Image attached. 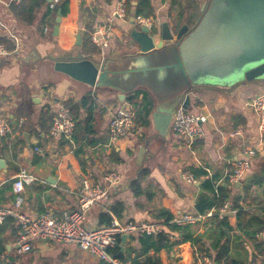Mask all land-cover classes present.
Here are the masks:
<instances>
[{
    "label": "crops",
    "instance_id": "0c3cea01",
    "mask_svg": "<svg viewBox=\"0 0 264 264\" xmlns=\"http://www.w3.org/2000/svg\"><path fill=\"white\" fill-rule=\"evenodd\" d=\"M19 1L0 0V38L13 43L15 51L26 54L35 48L44 55L57 49L54 41L61 49L70 50L78 33L82 42V36L89 27L93 35L97 25L111 23L113 39L110 47L103 52L104 57L108 55L105 58L118 56L121 46L128 42V32L132 30L129 22L134 9L132 4L138 3L137 0H130L131 9L127 18L110 22L114 0H69L68 12L61 16L59 36L54 39L52 28L57 12L50 14L49 21L43 18L46 5L35 12L31 22H27L17 18L11 9V5ZM181 1H185L184 4ZM192 1L195 2L193 16L179 19V3L186 9ZM203 1L151 0L153 15L150 18L154 20V33L160 32L163 22L168 23L174 35L181 26L192 28L200 17ZM10 34L18 40L17 45L9 38ZM14 52L0 57V116L11 127V133L6 138L0 137V160L6 165V170H0V209L12 207L15 198L13 182L21 168H25L33 177L31 182L24 183L22 194V209L31 216L47 210L57 215L75 210L77 196L85 184L103 187L107 173L117 172L121 176V183L110 187L107 198L87 211L84 223L87 229L104 226L101 215H112V208L120 203L123 206V221L149 222L164 231L159 217L165 211L172 216V223L176 225L177 220L191 216L195 222L181 226L190 225L193 236H203L215 223L209 221L213 213L196 215L195 204L202 193L201 183L216 175L217 182L225 186L223 180L231 173L233 162L243 158L246 150L255 152L250 170L238 182L229 183L227 190L230 201L225 202L230 207L231 200L242 198L243 190L252 187L250 196L259 194L262 203L250 207V213L264 208V134L257 131L256 117L248 107L254 97L264 93V79L240 78L219 87L201 86L186 92L181 75L171 70L165 75L153 73L151 84L143 83L148 78L139 82L131 93H125L124 89L118 92L102 86L91 88L55 72L49 60L29 63ZM119 94L125 96L123 103L129 102L134 107V128L125 138L112 141L109 122L123 104ZM131 96L135 97L134 102L129 101ZM185 96L189 97L187 112L206 116L204 136L200 140L187 144L171 131V122L165 136L159 135L148 118L147 125L140 124L139 109L146 99L152 108L156 105L162 108L174 105L175 111L182 106ZM61 104L72 108L80 122L69 141L62 136L52 138L49 135L51 110L56 111ZM168 112L173 114L172 111ZM84 123L91 133H83ZM238 131L239 134L235 135ZM145 143L144 154L138 161V150ZM79 147H84L83 161L75 156ZM36 148L43 153H36ZM143 169L148 171V176L140 181L141 194L135 195L130 186ZM185 176L193 178L196 183H190ZM49 178L55 179L56 183H47ZM257 180H262L258 186ZM250 201L251 198H248L247 202ZM236 214V211L229 209L224 215L234 229L228 242L229 255L235 260L264 264L262 256L255 251L254 241L236 230ZM13 229L14 225H7L3 233L5 253L0 259L8 264H11V258L17 259L19 255L30 256L33 264H101L93 255L79 250L75 245L52 241H30L31 251L17 254L18 235L12 232ZM138 237H128L124 251L127 247L139 250ZM169 239L170 242L178 240V234H171ZM257 239L264 241V229L257 234ZM209 246L210 242L204 239L194 248L190 242H186L169 252L161 250L156 256L161 264H198L199 252L195 256L194 252L200 248L209 251ZM154 254L153 250L149 251L150 256Z\"/></svg>",
    "mask_w": 264,
    "mask_h": 264
},
{
    "label": "water",
    "instance_id": "95a60500",
    "mask_svg": "<svg viewBox=\"0 0 264 264\" xmlns=\"http://www.w3.org/2000/svg\"><path fill=\"white\" fill-rule=\"evenodd\" d=\"M136 5V2L132 4L134 7ZM131 12L129 40L121 46V52L116 57L105 58L102 53H84L80 33L76 35L70 50L61 49L54 41L53 45L57 49L44 55L35 48L26 54L21 51L14 53L29 63L49 60L55 72L91 88L102 86L118 92L124 89L125 93L133 91L135 83L150 79L153 73L171 70L181 75L187 84L183 89L186 92L201 86L219 87L245 78L244 75L264 79V0H204L196 24L192 28L181 26L175 35L167 22L162 23L158 34L145 26H137L135 10ZM211 20L217 21V24H212ZM60 23L59 9L52 28L54 39L59 36ZM202 28L205 31L200 34ZM106 60L110 67H107ZM250 66V71L246 73L245 68ZM119 99L123 103L124 94H119ZM159 107L153 106L148 121L159 135L165 136L172 115L168 107L163 108L166 110H159ZM181 107L188 110V96H185ZM143 146L138 150V161L147 143ZM1 169L6 170L3 160H0ZM46 182L56 183L52 178ZM127 239L125 235L120 237L121 251H124Z\"/></svg>",
    "mask_w": 264,
    "mask_h": 264
},
{
    "label": "built area",
    "instance_id": "2783aa9c",
    "mask_svg": "<svg viewBox=\"0 0 264 264\" xmlns=\"http://www.w3.org/2000/svg\"><path fill=\"white\" fill-rule=\"evenodd\" d=\"M66 0H51L47 3L49 10H54L58 4ZM127 0H114L113 10L110 14V22L123 21L127 18ZM139 26H145L150 31L155 29L153 18L136 17ZM16 45L18 40L14 35H9ZM113 39L111 23L99 24L96 31L91 37V42L103 54L110 47ZM9 53L3 46H0V57L7 56ZM248 107L252 110L256 117L257 131L264 134V93L254 97ZM52 123L49 135L52 138L62 136L65 140H71L75 129V120L70 109L61 104L56 111L51 110ZM134 107L131 103H123L112 115L109 122V134L112 141L125 138L129 131L134 128ZM206 116L193 115L178 107L172 114L170 129L180 136L187 144L191 145L195 141L200 140L204 136V125ZM11 133V127L7 120L0 116V137L6 138ZM239 131L235 133L238 135ZM35 152L42 154V150L35 149ZM253 150H246L243 158L236 159L233 162V168L228 175V182L233 184L241 180L250 170L251 160L254 157ZM190 183L195 184L196 181L191 177H186ZM33 180V177L21 168L19 174L13 182V190L15 194L14 202L11 208L0 209V223L7 218L13 219L18 230L17 254L31 251L30 241H52L63 244L75 245L79 250L88 252L93 255L101 264H129L114 259L110 251L117 245L119 246L120 237L125 235L132 237L133 235L156 236L163 233L160 226L149 222H133L123 221L122 219L112 216L109 225L100 226L94 229H87L84 225L87 211L96 203L107 198L110 187L118 186L121 183V176L117 172L107 173L105 186H89L85 184L84 188L77 196V208L63 212L61 215L55 214L52 210H47L37 215H28L23 209V185ZM229 210V204L224 202L218 211V216L222 218ZM178 225L192 224L194 218L184 216L181 220L176 221ZM171 241V239H169ZM198 264H212L211 259L205 252L197 254Z\"/></svg>",
    "mask_w": 264,
    "mask_h": 264
},
{
    "label": "trees",
    "instance_id": "16d2710c",
    "mask_svg": "<svg viewBox=\"0 0 264 264\" xmlns=\"http://www.w3.org/2000/svg\"><path fill=\"white\" fill-rule=\"evenodd\" d=\"M137 2V5L134 7L135 16L142 18L152 17L153 9L150 3L151 0H137ZM184 2L182 3L184 4ZM182 3H179L181 5H178L179 19H182L183 17L188 15L193 16V7L195 5V2L192 1L191 5L188 4L186 9H184ZM68 4L69 0H66L58 4L54 10H49L46 6L47 4L45 0H20L18 4H12L11 9L17 18L27 22H31L35 17V12H37L43 6H46L43 18H48L49 21L50 14L54 15V13L59 9L61 10V16L64 17L68 12ZM126 8L128 13L131 9L130 0H127ZM91 35L92 29L91 27H89V29H87L85 34L82 36V49L84 53L88 55L98 53V49L91 42ZM0 44L5 47L8 53H13L16 49L13 43L4 38H0ZM134 98V96H131L129 98V101L134 102ZM151 108L152 105L150 101L146 99L144 106H141L139 109L141 125H147V118ZM70 112L76 122V128V126L80 122L77 120V116L75 112H73L72 108H70ZM82 131L84 134L91 133L90 128H88L85 123L83 125ZM83 154L84 147H79L75 151V156L81 161H83ZM147 176L148 171L146 169H143L141 170L138 178L131 183L130 188L135 195L141 194L140 181L145 179ZM223 183L225 186H222L221 183L217 182L216 175H212L209 180L202 181L201 183L202 193L198 196V200L195 204L196 215L206 216L208 213H213L212 217L209 218V221L215 223V226L207 230V232L203 236H193L190 225L181 226L172 223V216L163 211L161 212L159 217L163 223V226L165 227L163 233L156 236H148L145 234L139 235V250L127 247L125 251H121L119 246L117 245L110 251L111 256L114 259L119 260L120 262L129 264H161L160 258L156 256V253H159L161 250L169 252L172 251L174 247L186 242H190L192 247L194 248L196 244L201 243L202 239H204L206 242H210L209 251L208 249L203 250L202 248H200L194 252V256L197 252H205L211 259L212 264H251L244 259L235 260L233 257H231V255H229L228 242L230 240V234L234 231V229L228 224L226 216H223L222 218L218 216V211L223 206L224 202L230 201V195L227 190V186L229 185L228 177L223 180ZM261 183L262 180L256 181L257 186ZM252 190V187H246L243 190L242 198H234L233 200H231L229 209L231 211L234 210L237 212V223L235 227L236 230L243 234L245 237L254 241L255 251L262 256V262H264V241H260L259 239H257V234L264 229V208H260L259 210L254 211V214L250 213V207L257 206L259 203H262V201H260L261 198L259 200V194H257L255 197H251L252 195L250 196ZM248 198H251L250 202H247ZM240 202H242L241 205ZM122 211V204H116L111 210L112 215H101V224L109 225L112 216L121 219ZM7 225H14L15 229H13L12 232L18 235V230L13 219L7 218L3 223L0 224V256L5 253V248L3 246V233L5 232ZM175 233L178 234L179 239L174 242H170L169 236ZM236 237L238 239L240 238L239 235H236ZM150 250H153L155 254L150 256ZM10 261L11 264H16V262L19 261V258H11ZM0 264L8 263L5 260L0 259Z\"/></svg>",
    "mask_w": 264,
    "mask_h": 264
},
{
    "label": "rangeland",
    "instance_id": "374dc122",
    "mask_svg": "<svg viewBox=\"0 0 264 264\" xmlns=\"http://www.w3.org/2000/svg\"><path fill=\"white\" fill-rule=\"evenodd\" d=\"M223 4H224V6H227V4L226 3H224L223 2ZM211 23L212 24H217V21H215V20H211ZM211 23H208V25L210 26L211 25ZM205 31V29H200L199 30V33L200 34H202L203 32ZM108 55H106L105 57H107ZM255 62H254V60H253V63L252 64H254ZM106 65H107V67H110L109 66V62L106 60ZM250 69H251V66L250 67H246L245 68V71H246V73L247 72H249L250 71ZM177 72V71H176ZM170 73V71L169 72H167V73H163L162 75H165V74H169ZM245 76V78H247V80H248V78H250V75H244ZM240 78V77H239ZM150 80H152V78H150L149 80H147L146 82H143L144 84H151V82L152 81H150ZM143 83H141V84H143ZM138 84V82L137 83H135V85H137ZM140 84V83H139ZM182 85H184V88L183 89H185L186 87H187V84H184L183 83V81H182ZM169 108H168V110L171 112H173L174 111V109H175V107H174V105H169L168 106ZM159 110H161V109H163L161 106L158 108ZM86 225V224H85ZM16 256H18V255H16ZM18 258H19V261H18V264L20 263V264H33V260H31L30 259V256H27V255H19L18 256ZM28 259H29V261H28Z\"/></svg>",
    "mask_w": 264,
    "mask_h": 264
}]
</instances>
